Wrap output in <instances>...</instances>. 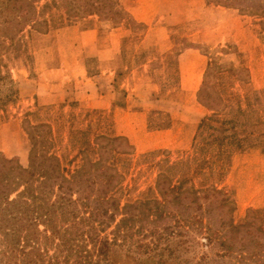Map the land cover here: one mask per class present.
<instances>
[{
    "label": "rangeland",
    "instance_id": "1",
    "mask_svg": "<svg viewBox=\"0 0 264 264\" xmlns=\"http://www.w3.org/2000/svg\"><path fill=\"white\" fill-rule=\"evenodd\" d=\"M189 45L206 56L198 95ZM0 63V157L30 164L29 125L51 130L46 144L67 171L82 163L87 141L97 158L109 137L128 134L112 146L129 144L111 159L123 175L114 192L122 204L158 198L164 172L176 189H225L236 223L264 212V0H0ZM199 100L214 111L203 119ZM116 250L94 264H145ZM192 250L184 255L204 249Z\"/></svg>",
    "mask_w": 264,
    "mask_h": 264
},
{
    "label": "trees",
    "instance_id": "2",
    "mask_svg": "<svg viewBox=\"0 0 264 264\" xmlns=\"http://www.w3.org/2000/svg\"><path fill=\"white\" fill-rule=\"evenodd\" d=\"M45 125L27 129L32 144L28 166L0 157L4 264H94L112 246L145 264H191L192 259L212 264V254L225 264H264L263 210H251L243 223H236L235 203L225 189H176L164 172L156 182L158 198L122 204L114 192L123 175L111 159L130 153L129 144L112 147L128 143L127 138L109 137L107 146L95 149L97 158L89 154L87 141L82 163L67 171L46 144L52 132H42ZM194 245L204 250L185 256ZM109 264H115L111 258Z\"/></svg>",
    "mask_w": 264,
    "mask_h": 264
},
{
    "label": "crops",
    "instance_id": "3",
    "mask_svg": "<svg viewBox=\"0 0 264 264\" xmlns=\"http://www.w3.org/2000/svg\"><path fill=\"white\" fill-rule=\"evenodd\" d=\"M133 17H135L136 19H139L141 21H144L145 23H147V25H149L150 22H151V21L150 22L148 21L149 20V16H133ZM195 21H196L195 18L189 17V25H191L190 22H195ZM238 31L239 30H237V28H235V29H232L231 32L222 34L221 36L223 37V39L225 41H226V38H228L231 41L237 35ZM108 51L112 52L110 46H108ZM183 51H182V53H180L181 55L184 53ZM185 53H187L188 56L192 57V58L189 57V59L191 58V61H189V63L187 64L188 78L190 79L189 80V89H190V85L192 83H196L197 82V86L192 92H197L198 91L197 92V95H198V93L201 90L199 85L202 84V80L201 79H202L203 72H204L202 70H204L207 67L206 65H204V62H203V60L206 59V56L203 53H201V51H199L197 49V47H195L194 45H189L187 48H185ZM59 67H61V69H62L63 64L59 65ZM178 67L181 68V70H182V68L184 70V64L181 66V64L179 63ZM2 72H3V65H1V63H0V77L2 75ZM22 77H24V80H25L26 83H29V84H31L33 86V82L30 79V73L29 72L26 71L25 74ZM41 93L42 94H40V95H44L47 99H49V98L51 99L50 91H47V92L46 91H41ZM35 94L36 93L34 92V94L32 95L33 96L32 97L33 100H35ZM44 96L43 97L38 96V98L44 100L45 99ZM0 103H1V101H0ZM199 104L202 106L203 110L205 111L204 116L201 117L202 119L206 118L207 114H210V113L214 112L213 109L209 108V106H207V104L202 102L201 100H199ZM43 108H45V107H43ZM3 117H4V110H3V108H1V104H0V125L4 124L3 123ZM10 121H11L10 125H12V120H10ZM123 135L129 136L128 134H123ZM123 135H120V136H123ZM19 136L20 135H17V137H19ZM117 136H119V135H117ZM0 149L3 150L4 148L3 149L0 148ZM7 155L8 156H12V157L16 156L14 153L11 154V155L10 154H7ZM19 158L21 159V161L24 162L27 159L26 152L23 153V154H20Z\"/></svg>",
    "mask_w": 264,
    "mask_h": 264
}]
</instances>
